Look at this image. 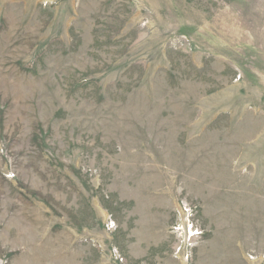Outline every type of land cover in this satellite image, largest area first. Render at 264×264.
Segmentation results:
<instances>
[{
    "label": "rangeland",
    "instance_id": "374dc122",
    "mask_svg": "<svg viewBox=\"0 0 264 264\" xmlns=\"http://www.w3.org/2000/svg\"><path fill=\"white\" fill-rule=\"evenodd\" d=\"M0 264H264V0H0Z\"/></svg>",
    "mask_w": 264,
    "mask_h": 264
}]
</instances>
